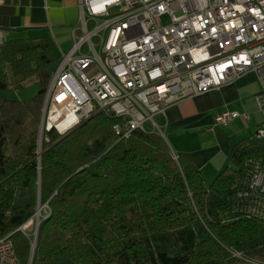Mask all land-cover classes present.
<instances>
[{
  "label": "trees",
  "instance_id": "16d2710c",
  "mask_svg": "<svg viewBox=\"0 0 264 264\" xmlns=\"http://www.w3.org/2000/svg\"><path fill=\"white\" fill-rule=\"evenodd\" d=\"M59 62L47 35L0 46V91L40 86L27 100L0 95V236H11L20 264L31 263L35 239L20 228L39 202L50 213L32 264H264V216L250 215L249 197L239 195L252 160H264V138L236 142L211 183L166 136L121 137L122 118L104 112L65 133L44 129L41 148Z\"/></svg>",
  "mask_w": 264,
  "mask_h": 264
},
{
  "label": "built area",
  "instance_id": "2783aa9c",
  "mask_svg": "<svg viewBox=\"0 0 264 264\" xmlns=\"http://www.w3.org/2000/svg\"><path fill=\"white\" fill-rule=\"evenodd\" d=\"M79 7L73 45L61 51L46 92L43 128L65 133L104 112L122 118L121 137L137 129L166 136L173 104L255 73L256 137L264 138V0H80ZM240 115L226 110L217 122ZM251 164L239 195L249 197L250 215L263 217L264 160ZM0 264H20L10 235L0 236Z\"/></svg>",
  "mask_w": 264,
  "mask_h": 264
},
{
  "label": "crops",
  "instance_id": "0c3cea01",
  "mask_svg": "<svg viewBox=\"0 0 264 264\" xmlns=\"http://www.w3.org/2000/svg\"><path fill=\"white\" fill-rule=\"evenodd\" d=\"M80 0H5L0 4L4 40L49 36L60 53L73 45V28L81 21ZM261 83L249 73L222 87L184 98L168 109L166 136L173 150L190 159L211 183L229 163L232 146L262 121L256 100ZM237 110L241 115L227 124L219 114ZM250 114V120L245 118ZM256 131V133H257Z\"/></svg>",
  "mask_w": 264,
  "mask_h": 264
},
{
  "label": "rangeland",
  "instance_id": "374dc122",
  "mask_svg": "<svg viewBox=\"0 0 264 264\" xmlns=\"http://www.w3.org/2000/svg\"><path fill=\"white\" fill-rule=\"evenodd\" d=\"M1 29V28H0ZM56 54H57V57L59 59H61V56L62 54L60 53V51L56 48ZM39 89H40V86H39V83L36 81V80H33L31 82H28L27 85L20 89V90H11L9 92H3V91H0V95H5L7 94L9 97L11 98H16V99H21V100H27V99H30L31 97H33L34 95H36L38 92H39ZM182 100V99H181ZM44 129L42 127V124H41V138H40V145H43V132H44ZM256 131H257V127H253L250 131V133H248L247 136H256ZM167 140H168V137L166 136ZM41 155V153H40ZM42 209H41V213L39 215V220H43L44 218H46L48 216V214L50 213V209L48 207L47 204L45 205H42ZM37 220H38V215H37V212L36 214L30 218L24 225H28L26 228H23V230L29 232V234L31 236H33L35 238L36 236V227H37ZM38 236V235H37ZM31 261H32V258H31Z\"/></svg>",
  "mask_w": 264,
  "mask_h": 264
},
{
  "label": "water",
  "instance_id": "95a60500",
  "mask_svg": "<svg viewBox=\"0 0 264 264\" xmlns=\"http://www.w3.org/2000/svg\"><path fill=\"white\" fill-rule=\"evenodd\" d=\"M41 148H42V145H41ZM42 207L43 206H42L41 202H39V206H38V209H37L38 220H37V227H36V236H35L34 245H33L32 261H31L30 264L33 263L34 254H35V250H36V246H37V239H38V236L37 235H38L39 227H40V224H41V220H39V215L41 213Z\"/></svg>",
  "mask_w": 264,
  "mask_h": 264
}]
</instances>
